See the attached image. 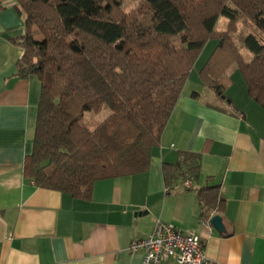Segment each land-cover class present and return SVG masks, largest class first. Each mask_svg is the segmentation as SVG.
<instances>
[{
	"label": "trees",
	"instance_id": "obj_1",
	"mask_svg": "<svg viewBox=\"0 0 264 264\" xmlns=\"http://www.w3.org/2000/svg\"><path fill=\"white\" fill-rule=\"evenodd\" d=\"M14 1L23 17V33L11 39L22 50L17 71L40 82L24 162L25 176L38 187L83 200L99 180L146 172L211 39L217 42L199 79L230 100L220 79L237 65L249 97L264 108V0H140L128 13L119 0ZM220 17L228 19V29H217ZM240 20L252 29L238 43L233 36ZM103 106L110 114L90 129L85 113ZM198 173L194 153L162 165L167 187ZM204 199L209 195L203 206Z\"/></svg>",
	"mask_w": 264,
	"mask_h": 264
},
{
	"label": "crops",
	"instance_id": "obj_2",
	"mask_svg": "<svg viewBox=\"0 0 264 264\" xmlns=\"http://www.w3.org/2000/svg\"><path fill=\"white\" fill-rule=\"evenodd\" d=\"M0 6V264H141L129 246L157 221L197 234L217 264H264V108L244 80L239 97L226 93L232 103L204 84L202 93L183 86L148 170L99 180L89 199H76L25 176L40 82L17 71L15 1ZM186 152L199 155L198 177L167 187L163 163ZM215 214L222 232L209 223Z\"/></svg>",
	"mask_w": 264,
	"mask_h": 264
},
{
	"label": "built area",
	"instance_id": "obj_3",
	"mask_svg": "<svg viewBox=\"0 0 264 264\" xmlns=\"http://www.w3.org/2000/svg\"><path fill=\"white\" fill-rule=\"evenodd\" d=\"M191 185V181L184 183L186 188ZM129 251L140 253L141 264H160L168 258L180 264H217L208 258L197 234L162 221H157L149 234L135 238Z\"/></svg>",
	"mask_w": 264,
	"mask_h": 264
},
{
	"label": "rangeland",
	"instance_id": "obj_4",
	"mask_svg": "<svg viewBox=\"0 0 264 264\" xmlns=\"http://www.w3.org/2000/svg\"><path fill=\"white\" fill-rule=\"evenodd\" d=\"M122 9L128 13L130 12L136 5L140 2V0H119ZM228 19L225 17H220L216 24L217 29L224 30L228 29ZM252 29L251 26H248L247 23L241 22V20L237 23V28L235 31V41L239 43V38L248 33ZM239 37V38H238ZM216 39L209 40L201 51L198 59L196 60L194 67L191 71V75L187 78L184 90L185 92H203V82L199 79L198 70L210 55L212 49L216 45ZM241 53L245 60H249L251 58V53L245 48L241 49ZM222 85H225L227 88L228 95H233L234 97H239L241 94L242 88L244 86L243 78L240 74V71L237 68V65H231L226 71L222 74L220 79ZM110 109L106 106H103L98 113L94 112H86L83 118V123L87 125L90 129H94L101 121H103L109 114Z\"/></svg>",
	"mask_w": 264,
	"mask_h": 264
},
{
	"label": "water",
	"instance_id": "obj_5",
	"mask_svg": "<svg viewBox=\"0 0 264 264\" xmlns=\"http://www.w3.org/2000/svg\"><path fill=\"white\" fill-rule=\"evenodd\" d=\"M218 88V87H216ZM209 223L218 231L222 232L224 231V226L222 223V217L219 214H215L213 215L210 219H209Z\"/></svg>",
	"mask_w": 264,
	"mask_h": 264
}]
</instances>
